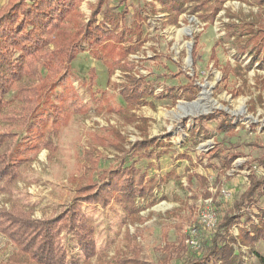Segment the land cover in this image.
I'll use <instances>...</instances> for the list:
<instances>
[{
    "label": "rangeland",
    "instance_id": "374dc122",
    "mask_svg": "<svg viewBox=\"0 0 264 264\" xmlns=\"http://www.w3.org/2000/svg\"><path fill=\"white\" fill-rule=\"evenodd\" d=\"M96 1L83 3L81 9L87 17L90 5ZM221 1L223 8L213 22L200 18L208 15ZM6 3L7 0H0V8ZM151 5L157 6V12ZM195 5H200L201 10L192 14ZM107 8L116 14L125 13L122 30L134 27L137 12L145 18L140 22L142 48L130 59L136 64V76H143L147 87L153 90L154 96L150 100L154 106H143L134 112L150 119V137L158 136L169 146L156 150L150 159L120 154L114 148L102 150L99 169L94 176L97 178L104 170L117 166L122 159L127 166L134 163L150 177L161 178L168 173L171 176L156 190L157 200L152 206L149 200L139 203L144 207L141 212L144 222L137 225L138 230L126 224V218L116 204L106 209L84 206V211L96 227L98 249L107 252L117 264H167L163 252L165 241L177 243L180 239L175 225L182 223V234L187 239L189 229L197 227L199 234L203 233V239L199 235L201 249L193 251L191 247H185L184 255L174 250L173 260L168 263L186 264L203 254L202 243L208 232L205 233L199 224V215L207 206L216 211L212 197L222 209H227L247 190L251 175L261 178L264 174L258 165L264 154V68L258 63L250 67L254 53L250 48L244 52L240 50L248 43V35L241 37L240 25L264 26V0H208L206 3L187 0V11L180 17L179 25L167 23L168 14L157 0H109L104 10ZM99 18L103 20L104 16ZM195 53L200 57L196 64ZM91 68H95L97 74L92 85ZM43 74L46 75L44 70ZM125 78L126 73L120 70L110 77L106 65L95 60L89 51L80 54L72 64L64 84L73 83L89 113H73L69 122L62 126L54 163L48 161V152L43 151L36 162L24 168L16 196L24 204L35 207V217L60 212L70 204L75 179L83 173V152L91 133L103 132L112 125L126 137L127 148L130 142L141 139L135 126L127 125L117 112L119 107H126L118 87ZM60 92L59 88L57 94ZM103 93H106L104 97ZM15 95L14 90L8 99L13 100ZM259 95H263V101L258 99ZM211 114H218L219 120L204 125L208 137L201 134L191 137L190 130L198 124L197 118ZM226 118L236 126L234 131L220 128V121ZM16 130L21 136L25 135V130ZM216 151L223 156L235 153L238 157L232 167L227 168L219 158L209 161ZM192 175L194 178L188 185V177ZM225 190L232 192L228 199L222 195ZM205 191L211 193L210 198H205ZM3 207H10L7 195H0V209ZM259 207L264 210V197ZM243 209L241 213L247 211L255 223H259L257 207L245 206ZM65 245L70 263L84 264L72 236L65 237ZM255 250H244L246 264H262L259 258H264V241L258 243ZM13 251L7 238L0 234V264Z\"/></svg>",
    "mask_w": 264,
    "mask_h": 264
},
{
    "label": "trees",
    "instance_id": "16d2710c",
    "mask_svg": "<svg viewBox=\"0 0 264 264\" xmlns=\"http://www.w3.org/2000/svg\"><path fill=\"white\" fill-rule=\"evenodd\" d=\"M85 1L7 0L0 8V195H7L10 205L9 208L0 209V234L14 248L1 264H71L65 245L66 236L74 239L84 264H117L107 252L98 249L96 227L86 215L84 206L106 209L116 204L123 212L126 224L138 230L137 225L144 222L141 215L144 207L139 203L149 200L152 206L157 200L156 190L166 184L171 176L168 173L161 178L150 177L134 163L127 166L125 159L117 166L104 170L97 178L94 176L99 169L102 150L114 148L120 154L150 159L156 150L169 145L158 136L150 137V119L139 117L134 112L143 106H154L150 100L154 96L153 90L147 87L143 76H136V64L130 59L142 48L140 22L145 18L141 12H137L134 27L122 30L125 13L120 15L108 8L104 10L109 0H97L91 4L88 17L81 9ZM157 1L168 14L167 23L179 25L180 17L187 11V0ZM223 4L221 1L208 15H201L200 18L213 22ZM151 7L157 12L156 5ZM200 10V5H195L192 14ZM101 15L104 16L103 20L99 18ZM240 29L241 37L248 35V43L240 50L244 52L250 48L254 53L250 67L258 63L264 68V26L243 23ZM85 51L106 65L110 77L117 70L126 73L125 80L118 85L126 107H119L117 112L127 125L135 126L141 139L130 142L127 148L126 137L112 125L103 132L91 133L83 152V173L75 179L70 204L60 212L37 218L35 207L21 202L16 190L24 168L36 162L43 151L48 152L50 163L55 162L59 152L57 139L71 115L76 112L89 113V109L82 105L73 83L65 85L63 81L65 75L72 71L74 61ZM213 56L216 59L215 51ZM199 58L195 53V64ZM96 79V69L91 68V85ZM190 86H194V83H190ZM59 88L61 92L57 94ZM14 90L15 98L9 100L8 96ZM105 95L103 93L102 97ZM258 99L263 101V95H259ZM218 120V114L200 116L197 118L198 124L190 130L191 137L198 134L208 137L209 132L204 125ZM16 128L25 130V135L21 136ZM220 128L234 131L236 126L226 118L220 121ZM184 156L191 160L189 156ZM237 157L235 153L223 156L216 151L209 161L219 158L227 168H231ZM258 165L264 170V154L258 160ZM193 178V175L188 177V185ZM201 180L207 182L203 178ZM248 180L247 190L227 209H222L216 198L212 197V205L214 202L216 207L214 211L218 214L216 230L210 232L204 229L208 237L205 234L203 254L186 264H246L242 249L256 252V245L264 241V210L259 207L264 197V174L261 178L253 174ZM204 196L208 199L211 193L205 191ZM245 206L257 207L258 224L247 211L241 213ZM175 227L180 239L177 243L165 241L163 252L166 263L173 260L171 255L174 250L184 255L185 247H191L186 245L187 236L182 234V223H177ZM235 228L238 230L236 235ZM199 235L202 237L203 233ZM132 237H137V234H132ZM191 249L197 250L194 247ZM259 259L264 264V258Z\"/></svg>",
    "mask_w": 264,
    "mask_h": 264
},
{
    "label": "built area",
    "instance_id": "2783aa9c",
    "mask_svg": "<svg viewBox=\"0 0 264 264\" xmlns=\"http://www.w3.org/2000/svg\"><path fill=\"white\" fill-rule=\"evenodd\" d=\"M222 195L224 198L228 199L232 196V192L225 190L222 192ZM199 218V223L205 230L210 232H214L216 230V226L218 224V215L215 213V211H213V209H211L210 206L205 207L201 211ZM237 232L238 230L235 228V233L237 234ZM198 235L197 227H191L189 229V236L186 241L188 245L194 247L197 250L201 249V241L199 240Z\"/></svg>",
    "mask_w": 264,
    "mask_h": 264
},
{
    "label": "crops",
    "instance_id": "0c3cea01",
    "mask_svg": "<svg viewBox=\"0 0 264 264\" xmlns=\"http://www.w3.org/2000/svg\"><path fill=\"white\" fill-rule=\"evenodd\" d=\"M242 212H243V211H242ZM234 233H235V232H234ZM237 233H238V232H237ZM235 235H236V233H235ZM245 249H248V248H243V249H242V250H243V252H244V250H245Z\"/></svg>",
    "mask_w": 264,
    "mask_h": 264
}]
</instances>
